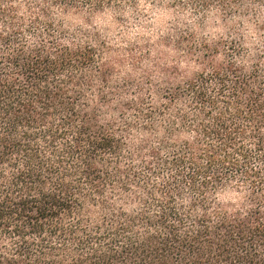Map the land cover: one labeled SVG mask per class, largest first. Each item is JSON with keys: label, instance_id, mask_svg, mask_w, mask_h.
Here are the masks:
<instances>
[{"label": "trees", "instance_id": "trees-1", "mask_svg": "<svg viewBox=\"0 0 264 264\" xmlns=\"http://www.w3.org/2000/svg\"><path fill=\"white\" fill-rule=\"evenodd\" d=\"M245 21L264 42V0H0V264H264Z\"/></svg>", "mask_w": 264, "mask_h": 264}, {"label": "clouds", "instance_id": "clouds-1", "mask_svg": "<svg viewBox=\"0 0 264 264\" xmlns=\"http://www.w3.org/2000/svg\"><path fill=\"white\" fill-rule=\"evenodd\" d=\"M5 7H16V6H15V5H11V6H9V5H5ZM20 7H22V6H20ZM138 7H139V9H140L141 11H148V9H149L150 6L147 5V4H143V3H141V4H139ZM20 14L23 15V12H21ZM116 14H117V15H124V16H129V17H130V16H131V11H126V12H123V13H116ZM153 15L156 16V22H157V23L159 22L160 15H164L165 19H169V20L174 19V17L172 16V14H171L170 12H169V13H153ZM189 15H191V12H190V11L187 12V13H185V14L181 17V19H187V17H188ZM191 22H192V21H189V23H191ZM76 23H78V24H83V21H77ZM83 26H84V27H87L86 24H84ZM245 29H247L246 34H245V39H248L249 36L252 37V41H251L250 43H248V44L246 45V47L251 48L253 43H261L262 46H264V42H261V41H258V40L255 39V37H256V32L254 31V25L249 24L247 21H245ZM139 31H140L139 29H133V31H132L131 33H125V35H126L127 38L130 40V39H132L133 36H135ZM217 31H219V29H217ZM250 54H251V53H250ZM244 196H245V192H244L243 189H242V190L239 192L238 196H237V200H238V201H242L243 198H244ZM238 206H239V205H238Z\"/></svg>", "mask_w": 264, "mask_h": 264}, {"label": "rangeland", "instance_id": "rangeland-1", "mask_svg": "<svg viewBox=\"0 0 264 264\" xmlns=\"http://www.w3.org/2000/svg\"><path fill=\"white\" fill-rule=\"evenodd\" d=\"M169 19H165L164 15H160L159 22H156V16H150L148 17L144 22L135 23L131 26L128 33H131L133 29H139L140 31L133 36L132 39H135L138 34H140V37H149V36H157L161 30H164L167 28V24L169 23ZM252 38V37H249Z\"/></svg>", "mask_w": 264, "mask_h": 264}]
</instances>
